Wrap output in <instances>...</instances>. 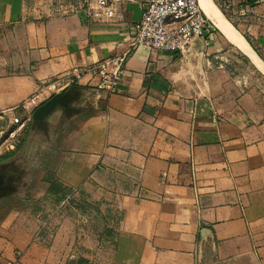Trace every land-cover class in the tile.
<instances>
[{"label": "crops", "instance_id": "0c3cea01", "mask_svg": "<svg viewBox=\"0 0 264 264\" xmlns=\"http://www.w3.org/2000/svg\"><path fill=\"white\" fill-rule=\"evenodd\" d=\"M229 1L264 61V0ZM144 3L97 20L84 0H0V141L30 150L51 194L93 199L111 227L104 264H264V75L247 54L215 26L183 55L139 46L115 94L74 81L122 50ZM50 221L39 243L32 224L1 239L3 257L67 264Z\"/></svg>", "mask_w": 264, "mask_h": 264}, {"label": "rangeland", "instance_id": "374dc122", "mask_svg": "<svg viewBox=\"0 0 264 264\" xmlns=\"http://www.w3.org/2000/svg\"><path fill=\"white\" fill-rule=\"evenodd\" d=\"M215 4L239 30L235 20L223 11L217 2ZM254 87L264 97V85L254 83ZM14 151V154H8L9 149L4 146V141H0V228L3 230L0 240H10L7 236L13 231L26 229L32 224V238L39 243L43 235L41 225L48 219L51 220L48 224V234H55L56 230L59 232L63 227L60 247L63 248L67 264H89L90 250L96 252L99 260L96 264H104L103 241L100 240V244L97 241L99 236L102 237L107 230L109 232L111 227L110 224L105 225L103 211H93L94 201H89L86 194L74 195L65 189L58 194H51L43 180L42 164L33 161L35 158L30 150L17 146ZM52 187L61 186L53 184ZM4 236L5 238H1ZM16 251L11 259L3 257V251H0V264H11L15 259H19L22 264L21 258L25 250Z\"/></svg>", "mask_w": 264, "mask_h": 264}, {"label": "built area", "instance_id": "2783aa9c", "mask_svg": "<svg viewBox=\"0 0 264 264\" xmlns=\"http://www.w3.org/2000/svg\"><path fill=\"white\" fill-rule=\"evenodd\" d=\"M131 0H84L87 5V18L109 20L115 16L116 6ZM223 11L233 7L232 1H218ZM249 12L247 6L239 8L238 14L245 16ZM215 24L204 13L199 0H145L143 14L132 25V35L121 43L122 50L113 56L95 62L85 70H73L74 81H78L84 73L97 80L96 88L112 95L119 91L126 72L127 60L139 46H147L153 50L185 54L197 37L207 31L212 32ZM38 104V97L33 95L24 105ZM22 120L14 118L13 124L20 125ZM11 264H21L15 259Z\"/></svg>", "mask_w": 264, "mask_h": 264}, {"label": "bare ground", "instance_id": "6f19581e", "mask_svg": "<svg viewBox=\"0 0 264 264\" xmlns=\"http://www.w3.org/2000/svg\"><path fill=\"white\" fill-rule=\"evenodd\" d=\"M204 13L213 21L226 38L247 54L252 62L264 75V61L257 55L248 40L238 31L236 27L224 16L212 0H199Z\"/></svg>", "mask_w": 264, "mask_h": 264}]
</instances>
